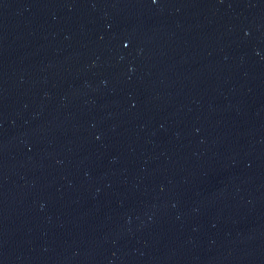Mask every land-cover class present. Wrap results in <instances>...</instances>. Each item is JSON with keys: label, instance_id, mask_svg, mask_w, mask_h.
<instances>
[{"label": "water", "instance_id": "1", "mask_svg": "<svg viewBox=\"0 0 264 264\" xmlns=\"http://www.w3.org/2000/svg\"><path fill=\"white\" fill-rule=\"evenodd\" d=\"M0 264H264V0H0Z\"/></svg>", "mask_w": 264, "mask_h": 264}]
</instances>
